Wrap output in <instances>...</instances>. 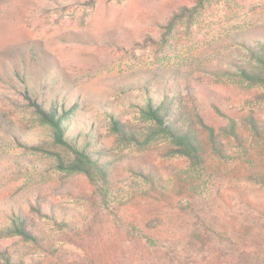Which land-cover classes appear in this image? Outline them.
<instances>
[{"label": "rangeland", "instance_id": "1", "mask_svg": "<svg viewBox=\"0 0 264 264\" xmlns=\"http://www.w3.org/2000/svg\"><path fill=\"white\" fill-rule=\"evenodd\" d=\"M257 42L264 0H0V264L4 254L13 264H233L206 229L264 220V190L243 193L214 171V187L192 192L188 161L146 117L150 98L159 107L180 88L185 113L234 146L229 117L264 120V89L239 78L259 65L242 44ZM53 102L75 150L36 113ZM83 153L106 179L59 167L58 155ZM150 172L177 207L144 193ZM151 215L160 223L146 246L128 230ZM21 222L39 239L14 234Z\"/></svg>", "mask_w": 264, "mask_h": 264}, {"label": "trees", "instance_id": "2", "mask_svg": "<svg viewBox=\"0 0 264 264\" xmlns=\"http://www.w3.org/2000/svg\"><path fill=\"white\" fill-rule=\"evenodd\" d=\"M205 2L206 0H198L202 8L205 7ZM185 10L187 8L182 11ZM169 26L171 28L172 22ZM256 44L257 46L242 44L255 56L259 65L254 70L241 69L239 78L250 86L264 89V42H257ZM173 91L175 97L170 99L165 95V99L159 107L154 106L151 102L152 98H150L146 120L157 128L158 135L166 136L170 140L169 147L172 154L188 161L190 179L186 185L190 187V190L196 192L197 189H201V186L206 187V189L214 187L212 175L214 171H222L221 174L223 173L224 179L233 180L230 176L234 175L238 188L240 187L243 193L254 188L264 190V120L257 118L253 112L242 117L240 121L229 117L230 122L223 130L226 139L234 144V146H230L225 143L220 134L205 124L204 117L185 113L180 88ZM261 97L264 99V93ZM50 105L52 106L50 110L39 104H34V107L42 120L55 128L58 142L75 150V147H72L71 143L64 138L63 122L55 109L56 102ZM62 107L68 114L72 113V109L67 110L65 105ZM114 126L122 136H127V131L122 128L121 124L114 122ZM204 132L206 135L202 137ZM129 135L131 136L130 133ZM57 160L61 169L84 172L93 184L96 183L98 174L106 179L108 170L104 169L103 164L94 161L87 153L81 154L79 159H66L58 155ZM143 176L147 180L144 193L149 198H153L159 204L164 202L166 206H175L172 202L163 200L164 197H167L166 190L170 188L167 189L162 184L161 175L150 172ZM182 189H186V186ZM219 189H221L220 186H218ZM189 199V205H193L195 198L190 197ZM37 205L41 207L42 203ZM52 212L54 211L52 210ZM262 218L259 217L257 221L247 222L237 228H228L227 226L219 229H206L210 249L222 255H226L227 252L228 256L230 253L236 254L231 259L233 264H264V220ZM64 223L69 224L65 219ZM159 223V217L154 216L148 219L143 226L130 225L128 234L138 240L139 243H144L147 246L153 241L156 242L157 234L154 228ZM12 232L30 240L39 239V236L27 228L25 222H21ZM4 257L8 264H13L10 256L4 254ZM92 264L111 263L96 259L92 261Z\"/></svg>", "mask_w": 264, "mask_h": 264}]
</instances>
